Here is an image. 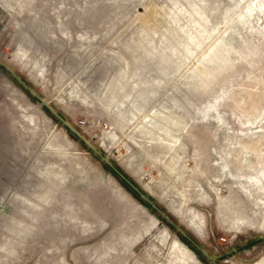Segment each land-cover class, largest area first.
I'll use <instances>...</instances> for the list:
<instances>
[{"label": "rangeland", "instance_id": "374dc122", "mask_svg": "<svg viewBox=\"0 0 264 264\" xmlns=\"http://www.w3.org/2000/svg\"><path fill=\"white\" fill-rule=\"evenodd\" d=\"M236 263L264 264V0H0V264Z\"/></svg>", "mask_w": 264, "mask_h": 264}, {"label": "water", "instance_id": "95a60500", "mask_svg": "<svg viewBox=\"0 0 264 264\" xmlns=\"http://www.w3.org/2000/svg\"><path fill=\"white\" fill-rule=\"evenodd\" d=\"M3 68L15 79L17 80L34 98H36L40 104L46 108L55 118H57L63 126H65L70 132L77 136L98 158L106 164L120 179H122L132 190H134L147 204L154 208L162 217H164L179 233L185 238L194 248H196L205 257L211 258L207 255L204 250L195 243L187 234H185L179 226H177L173 221H171L160 209H158L155 204H153L142 192H140L137 187L130 182L107 158L105 154L98 151L86 138H84L70 123L60 116L47 102L45 98L40 97L32 88H30L26 83L21 80V78L16 75L10 68L3 66Z\"/></svg>", "mask_w": 264, "mask_h": 264}, {"label": "crops", "instance_id": "0c3cea01", "mask_svg": "<svg viewBox=\"0 0 264 264\" xmlns=\"http://www.w3.org/2000/svg\"><path fill=\"white\" fill-rule=\"evenodd\" d=\"M236 264H241V263H236Z\"/></svg>", "mask_w": 264, "mask_h": 264}, {"label": "bare ground", "instance_id": "6f19581e", "mask_svg": "<svg viewBox=\"0 0 264 264\" xmlns=\"http://www.w3.org/2000/svg\"><path fill=\"white\" fill-rule=\"evenodd\" d=\"M47 102H48V100H47Z\"/></svg>", "mask_w": 264, "mask_h": 264}, {"label": "trees", "instance_id": "16d2710c", "mask_svg": "<svg viewBox=\"0 0 264 264\" xmlns=\"http://www.w3.org/2000/svg\"><path fill=\"white\" fill-rule=\"evenodd\" d=\"M65 127V126H64ZM66 128V127H65Z\"/></svg>", "mask_w": 264, "mask_h": 264}]
</instances>
